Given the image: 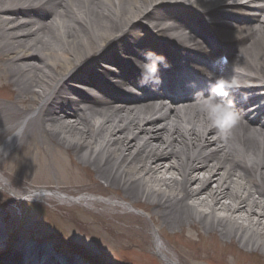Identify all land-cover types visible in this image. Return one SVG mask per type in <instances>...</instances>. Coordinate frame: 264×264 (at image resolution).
I'll return each instance as SVG.
<instances>
[{"label": "bare ground", "instance_id": "obj_1", "mask_svg": "<svg viewBox=\"0 0 264 264\" xmlns=\"http://www.w3.org/2000/svg\"><path fill=\"white\" fill-rule=\"evenodd\" d=\"M199 48L214 61H202ZM148 50L170 65L160 67L162 83L153 88L141 85L137 67ZM188 66L195 79L214 72L195 80L204 94L218 78L240 85L227 97L235 101L234 125L210 126L198 92L173 110L163 107L167 94L188 89L179 73ZM167 77L172 90L161 91ZM136 84L143 90L130 88ZM0 87L16 93L12 104L0 101V154H69L72 163L60 167L77 181L61 191L10 183L26 186L28 199L81 207L90 217L80 214L81 229L111 242L110 264L126 262L133 250L143 260L153 247L168 264H182L162 236L186 227L264 251V0H0ZM246 92L252 95L241 99ZM36 167L50 171L48 163ZM83 167L91 168L83 177L107 184L105 198L83 193L101 192L76 177ZM5 181L0 173V185L13 192ZM131 207L157 225L153 245L135 227L146 218ZM4 230L0 264H82L38 242H15L12 253Z\"/></svg>", "mask_w": 264, "mask_h": 264}, {"label": "rangeland", "instance_id": "obj_2", "mask_svg": "<svg viewBox=\"0 0 264 264\" xmlns=\"http://www.w3.org/2000/svg\"><path fill=\"white\" fill-rule=\"evenodd\" d=\"M15 94L13 91L10 96L6 88L0 87V101L2 102L12 104L11 99H14ZM8 138L7 135L1 143H4ZM68 155L61 157L57 153L55 154L48 150L46 155L35 151L31 155L25 156V152L21 149L13 150L7 155L0 154V166L4 167L0 169V173L7 180L5 182L14 189L13 192L8 191L0 185V225L5 229V234H9L12 228L18 230L17 235L14 237V244L15 242L18 245L23 242H38L44 247L52 249L64 260H76L82 264H110L111 261L108 258H110L111 252L115 251L111 246V242L103 241V237L97 232L81 229L79 226L80 214L81 220L82 216L87 219H90V217L81 211L80 206V208H77L72 205L73 208H70L58 201V198L27 201L25 200L27 197L26 193L29 194L27 187L23 186V189L10 183V181L15 180L14 178L17 179L16 183L25 179L30 185L34 184V187L51 186L53 189L60 191L62 184H76L77 181L68 179V174L60 167L61 162L72 163ZM73 156L72 158L74 159ZM43 163L49 164L50 171L43 172V170H38L37 167V169L34 168V165ZM22 165L25 171L15 172ZM90 169L83 167L80 171L76 170L77 173L75 175L77 178H86L85 180L92 187H96L95 189L99 187L101 192L83 190V193H90L97 197L105 198L103 194L106 193L102 191L107 190L105 182L97 178L91 179L90 176V179L83 177V175L87 176L89 174ZM92 175L96 177L94 173ZM18 191L24 192L19 193ZM83 208L86 209L87 206L84 204ZM131 210L144 215L146 218L145 222L143 221L145 225L136 223L135 227L137 229L142 228L146 234L144 236L151 243L150 245H153L155 243L154 235L156 233L159 235L157 225L150 219L149 213L143 209L131 207ZM6 214H9L8 216L11 219V223L7 221L8 226H6V221H4ZM135 220L142 221L138 218H135ZM106 223L108 222L106 221ZM123 224L126 223L123 222ZM176 229L178 230V228ZM144 236L137 234L135 238L138 237L137 239L143 242ZM162 237L172 252L171 255L180 259L179 261H182V264H264L263 250L252 251L243 247L236 240H233L232 243L222 240L219 234L202 232L200 229L197 231L186 227L182 230V233L178 231V233L173 234L169 230L167 236ZM94 239H98L101 244ZM154 249L155 247H153L151 256H144L143 260L138 259L136 261L134 256H137V250H133L126 255L130 257L126 262L123 260L116 262L117 264H145L147 260L150 264H168Z\"/></svg>", "mask_w": 264, "mask_h": 264}, {"label": "clouds", "instance_id": "obj_3", "mask_svg": "<svg viewBox=\"0 0 264 264\" xmlns=\"http://www.w3.org/2000/svg\"><path fill=\"white\" fill-rule=\"evenodd\" d=\"M143 57V60L137 63L141 73V85L159 86L162 83L158 75L160 67L168 68L170 66L166 57L152 50L144 52ZM205 75L209 79L213 76L211 72H206ZM232 87V83L223 78H218L210 84L207 94H204L203 90L198 91L197 107L205 114L210 126L223 130L237 122L238 115L234 104L227 99Z\"/></svg>", "mask_w": 264, "mask_h": 264}]
</instances>
